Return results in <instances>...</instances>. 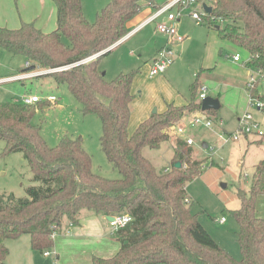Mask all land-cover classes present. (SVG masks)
Wrapping results in <instances>:
<instances>
[{
    "label": "trees",
    "instance_id": "1",
    "mask_svg": "<svg viewBox=\"0 0 264 264\" xmlns=\"http://www.w3.org/2000/svg\"><path fill=\"white\" fill-rule=\"evenodd\" d=\"M51 1L54 29L42 31L34 21H21L17 28L0 26V47L21 54L36 70H50L44 75L56 84L66 83L81 111L100 119L101 149L120 176L112 179L94 172L91 156L78 139L63 137L55 146L46 144L33 119L51 104L47 100L0 101L5 152L21 153L35 182L23 197L0 192V263L9 254L6 241L22 235L29 236L32 249L50 250L53 235L64 225L76 226L85 209L98 216L131 218L115 231L117 252L110 257L94 255L87 264H264V218L255 209L257 197L264 194V158L255 167L249 195H243L237 209L227 211L238 226L240 258L236 259L215 241L185 201L187 183L203 172L202 161L191 159V149H184L185 141L175 139L171 166L161 172L142 153L145 146L158 148L168 140L174 123L201 109L198 79L190 85L186 105L169 103L129 133L137 71L106 80L98 66L102 56L123 43L129 33L127 23L152 6V0H110L93 22L84 15L81 0ZM210 6L208 16L222 23L214 26L218 37L246 54L247 68L264 69V0H211ZM258 84L247 90L263 102L264 112ZM206 112L217 117V110ZM177 161L180 167H175Z\"/></svg>",
    "mask_w": 264,
    "mask_h": 264
},
{
    "label": "rangeland",
    "instance_id": "2",
    "mask_svg": "<svg viewBox=\"0 0 264 264\" xmlns=\"http://www.w3.org/2000/svg\"><path fill=\"white\" fill-rule=\"evenodd\" d=\"M81 1L84 15L88 21L93 22L100 9L110 0ZM166 1L168 0H152L158 7ZM204 2L208 1L198 0L195 4L188 6L175 5L170 10L174 14L181 11V16L173 23L178 34L185 39L181 45L173 47L176 59L166 70L170 71L169 69L183 57L181 65L174 71L173 79L181 83L182 88L185 87L189 99L190 85L197 78L199 83L196 89L197 98L203 91L200 88L205 87L206 97H216L221 103L216 113L218 118L213 120L212 126L189 127L185 131V135H191L193 140L192 149L196 156L192 158L202 161L203 171L187 183L186 194L190 198V210L197 214L201 225L229 254L239 259L240 250L236 242L238 226L234 217L227 211L240 206L243 197L241 192L245 193L246 197L249 195L256 163L264 158V134L258 135L254 130L245 134L240 132L237 130L238 118L243 114H250L251 122L257 123V129L264 133V112L255 107L245 85L247 83L245 78L240 74L237 63L232 62V54L238 49L217 36L214 26L222 23H216L215 20L205 17L201 24H197L192 18L191 13L195 10L201 12V4ZM158 7H154L152 11ZM179 7H181L180 10H178ZM140 15L137 17L138 23L146 18V15L142 17ZM21 21H34L36 27L42 31H49L56 25L53 2L51 0H0V26L17 28ZM164 22H166V14L146 24V27L128 41L102 56L98 66L104 73L105 79L111 80L119 73L136 70L134 78L136 81L132 82L133 89L135 88L137 92L136 97L139 98V91L144 92L143 96H147L146 94L150 93V87H153V79L157 78V75L149 76L146 71L150 61L149 54H152L157 41H161L163 37L167 38V35L159 33L156 29L158 23ZM137 46L138 48L144 46V54L143 50H137ZM207 53L213 56L210 62L211 70L205 74L204 67L197 76ZM240 53L243 57L245 56L244 52ZM25 62L21 54H12L0 47V101L20 102L25 93L32 95L37 93L41 98L47 94L55 95L57 100L49 102L50 105L37 111L33 119V122L39 125L41 136L46 144L55 146L63 137L78 139L82 148L91 156L94 172L107 178H118L120 174L107 161L100 146L102 134L100 119L95 114H85L81 111L80 103L69 91L66 83L56 84L50 76L44 75V70H27ZM246 71L251 70L246 69ZM19 74L29 76L9 79ZM250 74L253 72L251 71ZM187 78L191 81L185 82L184 86L182 83ZM207 80H212V83ZM258 89L259 93L264 94L262 84H258ZM136 108L138 106L134 103L132 106L134 122L137 119ZM153 108L154 106L151 112ZM185 118L188 120L189 117ZM134 127H136L135 124L131 122L128 131H132ZM222 128L228 133L237 131L238 139L234 141L227 139ZM169 135L173 141L177 137L172 131ZM253 139H257L258 142L250 143L249 141ZM203 144H207V147L203 148ZM142 153L160 172L171 166L173 151L170 140L163 141L158 148L145 146ZM33 177L22 154L6 153L5 143L0 140V192L23 197L26 195L27 187L35 183ZM255 209L257 215L264 218V194L258 196ZM221 216L225 218L224 222L217 221ZM17 240L9 242L12 251L9 250V254L5 257L7 261H2V264L7 262L13 264L9 260L12 258Z\"/></svg>",
    "mask_w": 264,
    "mask_h": 264
},
{
    "label": "crops",
    "instance_id": "3",
    "mask_svg": "<svg viewBox=\"0 0 264 264\" xmlns=\"http://www.w3.org/2000/svg\"><path fill=\"white\" fill-rule=\"evenodd\" d=\"M154 7H156L154 4L150 7L149 6L144 7L143 11H145V12H143V11L139 12L138 15H136L134 18H132L127 23V27L129 29L128 34H130V35L128 37H126V38L124 37V39H122L123 43L128 41L131 37L136 35L137 32H139L141 29L146 27V26H143L142 28H139L136 30V28L138 27V24L144 20L143 19L141 22L138 23L137 21L139 18H137V17L142 13L140 15V17L146 15L145 17L147 18L153 12L152 9ZM136 23H138V24L135 25ZM54 28H55V26H53L50 30H52ZM45 32H47V31H45ZM183 42H184V40L182 42H178V41H175L174 39L170 38L169 36H167V38L163 37L161 41H157L155 43V47L152 51V54L151 53L149 54L150 61H149V64H148L147 70H146V71H148V75H149V67H150V64L153 60V57L156 54V52L162 46H164L166 44H170V46L173 49L174 46L175 47L177 45L179 46ZM123 43H121V44H123ZM119 46L120 45H118L117 47H119ZM232 47L234 49V46H232ZM137 50H139V51L143 50V54L145 52L144 46L143 47L141 46L140 48H138V46H137ZM238 50H235L234 53L232 54V62L237 63L236 66L238 67L240 74L245 78V83L246 82L248 83L250 75H251L250 72L252 71V69L247 68L244 64L245 59H246V54L243 57L242 54L240 53L241 51L239 50L240 51L239 52ZM235 54H239V60L233 59V56ZM211 57H213V56H211L208 53L205 55V57L203 58V61H202L201 68L197 72V76L201 70L203 71L204 67H205L204 70H206L205 74L209 73V71L211 70V65H210V62L212 59ZM174 59H176L175 52H174ZM182 60H183V57L180 58L178 60V62H176L169 69L170 71L167 72V70H165L164 72L157 75V78L153 79V84H152L153 87L152 88L150 87V93L146 94L147 96H143L144 92L141 93V91H139L138 92L139 98L136 97L137 92H136L135 88L133 89V83H132L131 91L133 94H135V96H134V99L131 103V111H132V106L135 103L138 106V108H136V118L138 119V121H137V119H136V121L138 123L136 125V123H135L136 121L134 122L132 120L133 113L131 112L129 125L132 122V124H135V126L137 127L140 122H142L143 120L148 118L150 114H152L151 109L153 106H154L153 109H155L156 112H162L166 109V106L169 103H173L175 105L181 106V105H186L189 102L190 99L186 95L185 87L182 88L180 85L181 83H177V81H175L173 79L174 71L177 70V67L179 65H181ZM246 69L251 70V71L247 72ZM9 79H15V78L9 77ZM133 81L135 82L136 80H133ZM190 81L191 80L189 78H187L182 84H184V86H185V82H190ZM207 81L212 83V80H207ZM247 83L245 85H247ZM34 94H37V93H34ZM157 100H158V103H157ZM220 106H221V103H220ZM189 115L190 114H186L184 116L187 117ZM183 117L180 120H178L176 122V124H179V125L184 124L185 119H183ZM217 118L218 117H216V118L211 117L212 121L214 119H217ZM239 118H238V120H239ZM220 122H221V120H220ZM238 125H239V123H238ZM136 127H134V129ZM128 128H129V126H128ZM134 129L132 131H130L129 133H132L134 131ZM221 130H222L224 135H227V138L236 132L235 131L234 133H228L223 128ZM169 131H170V128L168 130V134H169ZM188 137L191 138V135H187V134L185 135V133H184L181 136V138H178V139L185 141V138H188ZM171 139L172 138L169 135L168 140H170L171 145H172V151L174 152V141L175 140L173 141ZM175 139H177V138H175ZM228 139L233 140L231 138H228ZM249 142L251 143V142H258V141H257V139H253ZM192 144L188 145L186 143V146L184 147V149H186V148L191 149V153H190L191 159H193L192 158L193 156H196V154L194 153V151L192 149ZM172 158H173V153H172L171 160H172ZM260 160H262V159H260ZM258 162L256 163V165L258 164ZM184 166H185V164H184ZM169 168H166V169H169ZM188 199L190 201L189 197H188ZM224 214H225V212H224ZM115 231H116L115 227H113L110 224V222L105 219V216H98V215H95V214L89 212L88 210L84 209L81 211L79 222L76 226L64 225L60 232H57L53 235L54 245L50 250H48L49 251L48 255H45L44 253H41L38 250L32 249L30 246L29 236L26 235L23 238H21V236L19 238H17L20 240L14 239V240H17L18 242L14 248L12 258L9 261L13 264H87L90 262L91 257L94 255L100 256V257H110V256H113L117 252V250L119 248V243H118V240L116 238ZM10 241L11 240L6 241V244L9 248V250H11V248L9 246V244L11 243ZM215 241L217 242V240H215ZM6 261L7 260H5V262ZM6 264H8V262Z\"/></svg>",
    "mask_w": 264,
    "mask_h": 264
},
{
    "label": "built area",
    "instance_id": "4",
    "mask_svg": "<svg viewBox=\"0 0 264 264\" xmlns=\"http://www.w3.org/2000/svg\"><path fill=\"white\" fill-rule=\"evenodd\" d=\"M198 0H168L166 1L162 6L154 9V11L147 17L145 18L141 23L138 24V27L136 28H142L143 26H145L146 24L156 20L160 15L166 14V22L164 23H158L156 25V29L158 30V32L165 34L167 36H169L170 38L174 39L175 41L178 42H182L185 37L181 36L178 34L176 27L174 26V21L176 19H178L181 16V11L177 12L176 14L172 13L170 10L173 8V6L175 5H191V4H195ZM208 2H204L201 4V12L198 11H193L191 13V16L193 19H195L197 24H201L203 22V19L206 18H211L213 20H215L217 22V20L212 17V16H208L209 13H207L204 9H203V4H207L210 6V2L211 0H207ZM181 7L178 8V10H180ZM130 34H127L125 36L128 37ZM96 55L84 60H90L91 58L95 57ZM234 60H239V54H235L233 56ZM174 61V50L172 49V47L170 46V44H166L164 46H162L154 55L153 60L150 64L149 67V75L153 76V75H158L162 72H164L166 70V68ZM26 67L29 66V64L26 62ZM68 68V67H65ZM64 69V68H62ZM42 71V70H41ZM50 70H44L43 72H48ZM29 72V71H27ZM253 74L250 75L249 81L247 83V88L252 89L257 83H260L263 85L264 87V69H256L253 68L252 69ZM29 76L28 74H19L16 76H13L15 79L18 78H24ZM201 91L198 95V100L201 102L202 99H204L206 97L204 90L205 87H201L200 88ZM252 97V96H251ZM39 100H47L48 102H55L57 100V97L53 94H47L45 95L43 98H41L40 96H38V94H24L21 97V101L23 103H33V102H37ZM251 100H253L254 105L257 109H261L263 107V102L261 100H258L257 98L252 97ZM17 102V101H16ZM186 116L183 117V119H185V123L184 124H176L174 123L171 127H170V131H172L177 137L176 138H181V136L185 133V131L187 130V128L189 127H197L200 125H203L205 127H210L212 126V119L211 117L207 114L206 111H201V109L198 112H194L191 113L188 117V120H186L185 118ZM252 120V116L250 114H243L238 122H239V127L237 130H240V132L243 133H248V132H252V130H254V132H256L258 135H263L264 133L261 130H258V124L255 122H251ZM256 129V130H255ZM169 131V133H170ZM228 138H231L233 140H237L238 139V135H237V131L232 134L231 136H229ZM227 138V139H228ZM185 142L188 145H191L193 143L192 138L188 137L185 138ZM186 202H189L188 198H185ZM113 220L110 221V224L115 227V229L119 228V227H123L125 224H127L131 218L129 215L124 214V215H119V216H113ZM225 218L223 216H221L219 219H217V221L219 222H224ZM45 255L49 254V251H45L44 252Z\"/></svg>",
    "mask_w": 264,
    "mask_h": 264
},
{
    "label": "water",
    "instance_id": "5",
    "mask_svg": "<svg viewBox=\"0 0 264 264\" xmlns=\"http://www.w3.org/2000/svg\"><path fill=\"white\" fill-rule=\"evenodd\" d=\"M203 9L207 13H210L212 10L211 6H209L207 4H203ZM216 27H218V26H216ZM32 69H34V66H30L27 68V70H29V71ZM200 108H201V111L218 110L220 108V101L216 97L207 96L204 99H202V101L200 103ZM155 112H156V110L153 109L152 113H155ZM203 147L206 148L207 144H203ZM180 166H181V163L179 161L175 162V167H180ZM241 194H244V193L241 192ZM105 218H106V220H108L110 222L113 220L114 217L113 216H105Z\"/></svg>",
    "mask_w": 264,
    "mask_h": 264
},
{
    "label": "flooded vegetation",
    "instance_id": "6",
    "mask_svg": "<svg viewBox=\"0 0 264 264\" xmlns=\"http://www.w3.org/2000/svg\"><path fill=\"white\" fill-rule=\"evenodd\" d=\"M30 67V66H29ZM28 68V67H27Z\"/></svg>",
    "mask_w": 264,
    "mask_h": 264
}]
</instances>
